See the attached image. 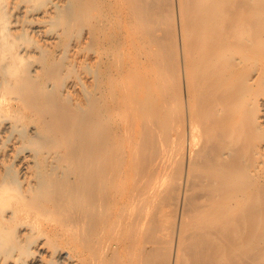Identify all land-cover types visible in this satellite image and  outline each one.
<instances>
[{"label": "bare ground", "instance_id": "1", "mask_svg": "<svg viewBox=\"0 0 264 264\" xmlns=\"http://www.w3.org/2000/svg\"><path fill=\"white\" fill-rule=\"evenodd\" d=\"M36 1L0 0V241L29 216L71 227L80 264H264V113L240 112L264 85V0ZM76 3L98 47L67 97L38 53ZM148 80L162 86L151 118ZM169 176L180 187L165 224Z\"/></svg>", "mask_w": 264, "mask_h": 264}, {"label": "rangeland", "instance_id": "2", "mask_svg": "<svg viewBox=\"0 0 264 264\" xmlns=\"http://www.w3.org/2000/svg\"><path fill=\"white\" fill-rule=\"evenodd\" d=\"M42 1L43 3L39 2L42 3V6L48 4V1ZM67 1L68 0H65V2L63 1L62 4H66ZM37 2L38 1L35 2L36 6H41ZM79 8V3H76L73 6V10L69 11L71 17L69 14L68 16L65 15V13H67L66 7L62 6L59 8L57 12L60 15L64 14L65 16H67V20L65 19L66 17H63L62 20V22L65 21L67 24L65 25V22H63V24L58 23L59 25L57 24L56 27H59V29L54 27V29L51 28L52 31L49 30L50 32L48 33L50 36H56L57 39H53V43H55L45 46V49L41 51V53L43 52L42 54L38 53L40 55H38L40 58V62L42 61V64L45 68L44 71L46 70L47 66L51 67V65L52 67L48 69L54 71L56 70V72L52 74L51 77L53 78L50 79V81H52L53 84H56L55 86L59 87L60 91H62L66 96L67 94L69 96H72V92H74L72 93L74 96L76 92L71 90V85L74 83L73 81L78 80V78L83 75L91 76L95 71L94 66H92L93 64L91 57L94 51L97 50L98 46L97 43L93 42L91 38L92 33L90 31L93 27V23H95V15L90 16L86 21L87 25L83 26L77 20V12H79ZM72 21H74L75 23ZM59 30L60 32H58ZM55 33L60 35L57 37ZM27 40V42L31 45H36L37 43L41 42V40H39V38L31 32H29ZM115 61L116 64L117 60L115 59ZM253 65L257 66L260 64L254 63ZM40 72L41 74H45L42 72V70ZM146 84L145 114L147 117L151 118L155 111L156 104L160 100L162 86L160 84H157L155 80L153 81V83L151 80H148ZM260 85L261 84L255 85V90H257V92L253 91L251 93V97L253 96L252 98L254 99V103L248 106H241L240 112H242L244 116L246 115L248 109V111H251L252 118L264 113V85ZM80 89L83 88L80 87ZM87 89H89V87ZM70 90L72 91L71 93ZM254 92L256 94L258 93V97ZM152 101H154L155 103ZM154 104L155 107L153 106ZM171 108L173 109V111H176V108ZM249 118H251V116H249ZM161 121L163 122L168 134L172 137L174 136L172 138V140H174L172 143L173 145H175L173 147V150L176 147L174 155L178 154L180 156V153L178 151L179 147H181L179 142L180 126L178 120H176L175 118V112H171L169 115H166ZM260 123L261 122L256 123V127L254 129V140L257 144H264V122L261 123L263 125H261ZM258 124L261 125H259L260 128H257ZM8 158L10 159H6V166L8 165L7 167H9L8 169L10 177L12 178V180H14V185L17 187V191H20L23 188V183L21 182L22 177L19 164L17 162H15L14 164V162H12V158ZM175 158L177 157L174 156V159ZM261 158L262 153L260 151V153H258L256 157L257 162L261 163ZM176 182L178 183V185H176ZM163 186L165 188H168L170 191V198L168 194V199L161 202L162 205L159 210L160 215L163 220H165L166 224V222L168 223L169 219H172L175 216V204L173 203V201L176 194V189L178 190V188L180 187V182H178V180L175 179L174 176H169L165 180ZM6 225L7 227L5 228L2 242L0 241V264H80V258H78L80 257V246L77 235L72 231L71 227L66 226L64 223H58L44 218H40L36 222H32L29 216H20L17 219L8 221Z\"/></svg>", "mask_w": 264, "mask_h": 264}]
</instances>
